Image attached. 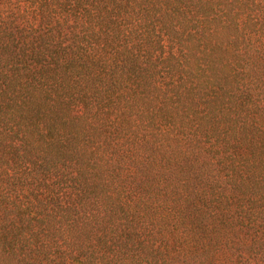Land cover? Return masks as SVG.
I'll list each match as a JSON object with an SVG mask.
<instances>
[{"label":"trees","instance_id":"1","mask_svg":"<svg viewBox=\"0 0 264 264\" xmlns=\"http://www.w3.org/2000/svg\"><path fill=\"white\" fill-rule=\"evenodd\" d=\"M0 264H264V0H0Z\"/></svg>","mask_w":264,"mask_h":264}]
</instances>
